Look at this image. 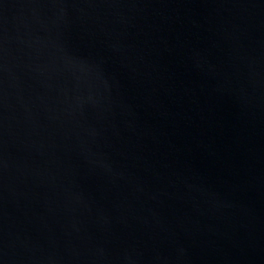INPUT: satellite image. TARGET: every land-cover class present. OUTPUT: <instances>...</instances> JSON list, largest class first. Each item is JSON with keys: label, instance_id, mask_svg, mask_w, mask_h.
<instances>
[{"label": "water", "instance_id": "95a60500", "mask_svg": "<svg viewBox=\"0 0 264 264\" xmlns=\"http://www.w3.org/2000/svg\"><path fill=\"white\" fill-rule=\"evenodd\" d=\"M0 264H264V0H0Z\"/></svg>", "mask_w": 264, "mask_h": 264}]
</instances>
